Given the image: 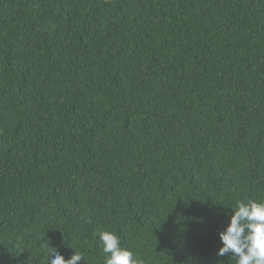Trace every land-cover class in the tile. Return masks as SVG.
Returning a JSON list of instances; mask_svg holds the SVG:
<instances>
[{"label": "trees", "instance_id": "16d2710c", "mask_svg": "<svg viewBox=\"0 0 264 264\" xmlns=\"http://www.w3.org/2000/svg\"><path fill=\"white\" fill-rule=\"evenodd\" d=\"M264 203V0H0V264L218 257Z\"/></svg>", "mask_w": 264, "mask_h": 264}, {"label": "clouds", "instance_id": "9594fccd", "mask_svg": "<svg viewBox=\"0 0 264 264\" xmlns=\"http://www.w3.org/2000/svg\"><path fill=\"white\" fill-rule=\"evenodd\" d=\"M230 215L228 226L220 232L222 247L218 257L231 254L234 264H264V203L256 200L237 202ZM102 251L106 254L104 264H146L143 257L128 248L121 247L120 238L111 231H100L98 234ZM46 264H79L84 261L83 255L75 251L70 259H65L59 251L49 248ZM222 264V261L218 262Z\"/></svg>", "mask_w": 264, "mask_h": 264}]
</instances>
